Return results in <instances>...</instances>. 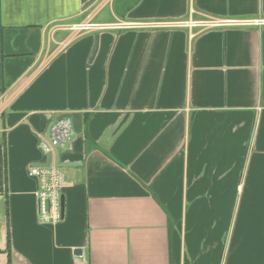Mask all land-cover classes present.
Wrapping results in <instances>:
<instances>
[{"label": "crops", "instance_id": "1", "mask_svg": "<svg viewBox=\"0 0 264 264\" xmlns=\"http://www.w3.org/2000/svg\"><path fill=\"white\" fill-rule=\"evenodd\" d=\"M259 19L264 0H0V264H264ZM77 113L44 224L30 171Z\"/></svg>", "mask_w": 264, "mask_h": 264}, {"label": "built area", "instance_id": "2", "mask_svg": "<svg viewBox=\"0 0 264 264\" xmlns=\"http://www.w3.org/2000/svg\"><path fill=\"white\" fill-rule=\"evenodd\" d=\"M230 25H242L244 22L227 21ZM251 23L259 26L264 24V20L252 21ZM192 24H196L192 22ZM191 24V25H192ZM220 26L217 22H210L208 26ZM76 29L85 30L88 26L76 25ZM133 27V25H131ZM138 27V26H137ZM50 138L41 141V149L44 154L55 153L57 149L66 150L71 141L76 137V132L69 118L55 121L50 126ZM30 175L36 177L39 182L38 200H39V217L44 224H57L61 221L63 210H61L63 189L67 183V177L64 174L63 168L55 164L45 167H35L30 171Z\"/></svg>", "mask_w": 264, "mask_h": 264}, {"label": "water", "instance_id": "3", "mask_svg": "<svg viewBox=\"0 0 264 264\" xmlns=\"http://www.w3.org/2000/svg\"><path fill=\"white\" fill-rule=\"evenodd\" d=\"M64 118H69L72 120V124L74 126L75 132L76 134H80L83 130V126H82V114L77 113V114H65V115H61V118L58 119V121H61V119ZM51 132L49 131L48 134V138H50ZM47 163L43 166H51L54 162L57 166H59L61 169L62 168H69L71 167V165H67L65 163L62 162L61 158H60V150L57 149L55 151V153H49L47 154ZM64 208V195L62 197V204H61V210H63ZM64 211V210H63Z\"/></svg>", "mask_w": 264, "mask_h": 264}]
</instances>
